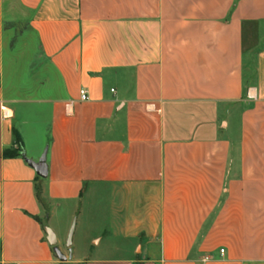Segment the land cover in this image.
Listing matches in <instances>:
<instances>
[{"label":"crops","instance_id":"crops-1","mask_svg":"<svg viewBox=\"0 0 264 264\" xmlns=\"http://www.w3.org/2000/svg\"><path fill=\"white\" fill-rule=\"evenodd\" d=\"M103 192L132 254L69 264H264V0H0V264Z\"/></svg>","mask_w":264,"mask_h":264},{"label":"rangeland","instance_id":"rangeland-1","mask_svg":"<svg viewBox=\"0 0 264 264\" xmlns=\"http://www.w3.org/2000/svg\"><path fill=\"white\" fill-rule=\"evenodd\" d=\"M6 55L10 49L21 46L17 53L20 60L30 59L35 53L34 40L31 36H20L22 25H6ZM18 44V45H17ZM22 44V45H21ZM108 196L105 192L95 196L87 195L83 201L74 206H57L48 224L56 234L58 247L66 256L69 254L67 243L71 238L72 260L76 258H100L113 256H130L133 244L120 233H113L110 223ZM70 207V208H69ZM100 238L97 244L95 239ZM69 264L67 262H64Z\"/></svg>","mask_w":264,"mask_h":264},{"label":"water","instance_id":"water-1","mask_svg":"<svg viewBox=\"0 0 264 264\" xmlns=\"http://www.w3.org/2000/svg\"><path fill=\"white\" fill-rule=\"evenodd\" d=\"M22 156L24 157L25 161L36 171L37 176L40 178H46L48 175V166L46 162V151L41 156L38 162H34L33 160L26 157V155L23 153ZM74 228V227H73ZM73 228L70 232L68 243H67V249L69 251V254L66 256L62 253V251L58 247V240L55 232L50 227H45L44 232L46 233V240L48 244L52 247L53 252L56 256V258L60 262H67L72 260V250H71V238L73 234Z\"/></svg>","mask_w":264,"mask_h":264},{"label":"trees","instance_id":"trees-1","mask_svg":"<svg viewBox=\"0 0 264 264\" xmlns=\"http://www.w3.org/2000/svg\"><path fill=\"white\" fill-rule=\"evenodd\" d=\"M13 134H14V138L16 140V143H19V138H18V135H17V132L14 130L13 131ZM20 148L17 147L15 149H8V150H5L4 153H3V156L5 158H12V157H16V156H19L20 155ZM37 196L38 198L40 197V191L37 190Z\"/></svg>","mask_w":264,"mask_h":264},{"label":"built area","instance_id":"built-area-1","mask_svg":"<svg viewBox=\"0 0 264 264\" xmlns=\"http://www.w3.org/2000/svg\"><path fill=\"white\" fill-rule=\"evenodd\" d=\"M79 96H80V101L82 102L89 100L88 91L85 88H81L79 90ZM223 253H224V250H221V254Z\"/></svg>","mask_w":264,"mask_h":264}]
</instances>
